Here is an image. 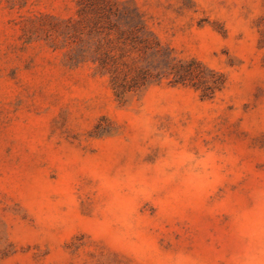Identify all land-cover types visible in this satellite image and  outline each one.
Here are the masks:
<instances>
[{
	"label": "rangeland",
	"instance_id": "rangeland-1",
	"mask_svg": "<svg viewBox=\"0 0 264 264\" xmlns=\"http://www.w3.org/2000/svg\"><path fill=\"white\" fill-rule=\"evenodd\" d=\"M0 264H264V0H0Z\"/></svg>",
	"mask_w": 264,
	"mask_h": 264
},
{
	"label": "trees",
	"instance_id": "trees-1",
	"mask_svg": "<svg viewBox=\"0 0 264 264\" xmlns=\"http://www.w3.org/2000/svg\"><path fill=\"white\" fill-rule=\"evenodd\" d=\"M191 68H196L199 71V74H195ZM208 73L211 76V80H205L203 76ZM179 79L176 80V83H183L189 80H197L193 84L197 89H202L204 92V97L212 98L216 92V90H220L222 86L225 84V80L222 75L215 73L214 71H208L200 62L191 61V63L186 66H181L180 70L176 72ZM201 77V78H200Z\"/></svg>",
	"mask_w": 264,
	"mask_h": 264
}]
</instances>
